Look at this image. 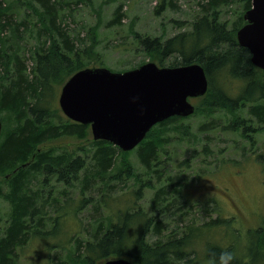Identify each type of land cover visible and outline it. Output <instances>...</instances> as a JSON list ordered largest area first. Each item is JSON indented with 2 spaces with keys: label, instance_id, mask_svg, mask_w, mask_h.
I'll list each match as a JSON object with an SVG mask.
<instances>
[{
  "label": "trees",
  "instance_id": "obj_1",
  "mask_svg": "<svg viewBox=\"0 0 264 264\" xmlns=\"http://www.w3.org/2000/svg\"><path fill=\"white\" fill-rule=\"evenodd\" d=\"M161 1L164 9H179L173 0ZM234 1L195 0L199 9L190 23L184 26L182 21L172 19L183 27L168 37L165 31L157 35L134 32L142 49L158 65L194 61L205 69L208 88L198 99L204 98L203 107L210 110V117L199 124L197 134L218 126L224 128L221 115L212 116L217 109L234 112L247 108L250 117H235L230 125L242 126L249 137L255 122L264 124V70L251 63L248 49L236 39V30L245 23L242 15L251 0H237L241 8L235 13L236 19L228 22L221 18L220 10L226 7L227 12ZM81 2L0 0V115L13 118V124L3 125L0 134V176L7 183L6 191L0 187V198L9 205L4 224L0 225V264H26L19 260L20 254L32 242H41L36 256L54 247V255H50L51 251L47 254V258L51 256L48 264H99L118 256L133 264L190 263L188 248H193L198 239L196 228L185 224L180 230L177 224L181 223L174 221L170 210L181 206L182 198L189 202L196 198L189 189L198 188L206 173L202 169L182 183L169 182L170 170L163 154L171 141L181 139L175 131L176 124L188 133L182 122L191 115L159 121L129 151L102 139L91 140L88 146L77 145L73 151L54 143L82 140L90 133L88 124L65 117L56 105L59 85L82 67L103 66V56L94 53L100 43L96 33L89 35L92 40L87 45L80 32H73L66 23L70 10ZM124 16L122 6L117 5L108 22L120 25ZM168 57L173 60L165 65ZM226 78L241 83L236 95L230 94ZM195 111L196 107L193 116ZM173 128L174 133L169 134ZM133 181L139 182L138 187L126 190ZM71 184L77 192L76 206L71 202ZM141 187L155 189L150 204L154 214H147L139 204ZM89 206L91 213L84 221L79 215ZM69 216L73 221L77 219V227L71 232L75 237L67 256L59 251L63 250L61 243ZM229 222L218 212L201 226L219 227ZM261 224L264 227V219ZM51 237L56 238V244L46 245ZM258 238L256 246L262 253L264 233ZM248 241L251 245L252 240ZM250 245L237 252L230 246L207 245L204 262L207 264L212 252L223 249L233 253L234 264L262 262L261 254L257 256L256 249L252 250L255 244Z\"/></svg>",
  "mask_w": 264,
  "mask_h": 264
},
{
  "label": "rangeland",
  "instance_id": "obj_2",
  "mask_svg": "<svg viewBox=\"0 0 264 264\" xmlns=\"http://www.w3.org/2000/svg\"><path fill=\"white\" fill-rule=\"evenodd\" d=\"M194 1L173 0L179 8L175 10L171 8L164 9L161 0H83L70 10L66 23L73 32H80V36L85 38L84 41L87 45L92 40L89 35L96 33L100 43L94 53L97 52L103 56L101 65L111 70H125L150 60L149 55L137 42L134 32L140 35H157L165 31L166 37L171 36L182 30L183 27L175 24L172 19L182 21L184 26L190 23L192 16L199 9ZM161 4L163 8L158 14L155 9ZM117 5L122 6V12L125 16L120 25L111 26L108 20L112 17V12ZM230 7L227 12L225 11L226 7L220 10L223 11L221 18L227 19L228 22L236 19L235 13L239 12L241 8L240 2L235 0ZM86 31L88 32L87 36H85ZM172 60L173 58L168 57L164 64L167 65ZM217 79L218 77H216L215 82L216 85H219ZM225 85L231 95H236L241 87L240 82L233 79L228 80L227 78L225 79ZM203 99H198V97L190 99L196 107L195 115L190 114L191 116L182 122L189 134L183 131L184 128L179 123L176 124L178 128H175V131L181 139L171 141L167 145L169 150H166L167 153L163 154L164 159L167 161L166 166L170 170L167 173L169 182L178 180L182 183V181L192 179L202 169L206 173L199 180L198 188L192 187L189 189V192L194 194L193 198H196L190 202L182 198L181 200L184 203L182 202L181 206L173 207L170 210L171 213H174V221L181 223L177 224L178 227H181L180 230L185 224H188L195 227L197 231L196 237L198 239L194 241L193 248H188V257L191 258L190 263L180 262L181 264H206L204 262L205 252L208 247L214 244L221 247L230 246L235 252L245 251L249 244L248 239L252 240V244L253 240L256 239L255 244L257 245L258 236L264 233V231H261L264 229V227H261L264 219V124L255 122L252 128L253 131H251L252 136L249 137L244 134L242 126L234 125L231 127L230 125L235 117H250L247 114V108L238 109L234 112L229 109H217L212 111V116L221 115L219 120L223 119V122H221L225 123L223 124L224 128L218 126L209 132L197 134L195 131L199 124L210 117V110L203 107ZM55 103L58 106L57 100ZM0 118L2 126L13 124V118L10 116L6 117L5 115L3 117V114H1ZM253 122L252 119L251 125ZM154 132L162 131L155 130ZM173 133L174 128L169 130V134ZM91 140L93 138L90 132L82 140L67 139L60 142L55 141L54 143L60 147H66L67 151H73L77 145L88 146ZM130 156L133 157V153ZM138 167L141 169L140 166ZM2 178L4 177L0 176V187L3 191H6L7 183L3 182ZM136 183L139 182L133 181L125 189L127 190L133 186L138 187ZM68 187L72 190L71 202L76 206L77 192L75 185L71 184ZM125 189L124 191H126ZM154 191V187L148 189L141 187L142 198L139 200V204L146 210L147 214L155 213L150 206ZM183 193L187 197L185 190H183ZM8 212V203L0 198V225L4 224ZM218 212L230 219V222L219 227L201 226L205 221L217 216ZM90 213L89 206V209L85 210L79 217L85 221V217ZM65 224L67 225V232L61 243L63 244V250L59 252L68 256L73 246L71 243H73L75 237V235L72 236L74 232H71L77 227V219L73 221V217L69 216ZM248 235L250 237L246 238L245 236ZM56 241V238L51 237L45 242L46 245H51L56 244ZM40 243L32 242L25 247L21 251L19 260L26 264H48L49 258L54 255L56 250H52L54 247L51 245L47 252L43 251L36 256L38 249H40ZM207 245L209 246L207 247ZM255 249L258 253L257 256L261 254L263 257L261 258L262 262L258 261L256 263L264 264V251L260 253L262 249L258 246H255ZM48 253L51 256L47 258Z\"/></svg>",
  "mask_w": 264,
  "mask_h": 264
},
{
  "label": "water",
  "instance_id": "obj_3",
  "mask_svg": "<svg viewBox=\"0 0 264 264\" xmlns=\"http://www.w3.org/2000/svg\"><path fill=\"white\" fill-rule=\"evenodd\" d=\"M242 17L237 43L248 49L251 63L264 70V0H251ZM207 88L205 69L194 61L176 66L146 61L122 71L85 66L61 85L57 101L67 118L89 125L93 140L129 151L159 121L192 114L195 105L190 99L204 95ZM99 264L133 263L118 256Z\"/></svg>",
  "mask_w": 264,
  "mask_h": 264
},
{
  "label": "clouds",
  "instance_id": "obj_4",
  "mask_svg": "<svg viewBox=\"0 0 264 264\" xmlns=\"http://www.w3.org/2000/svg\"><path fill=\"white\" fill-rule=\"evenodd\" d=\"M235 257L228 249L212 252L207 259V264H234Z\"/></svg>",
  "mask_w": 264,
  "mask_h": 264
},
{
  "label": "bare ground",
  "instance_id": "obj_5",
  "mask_svg": "<svg viewBox=\"0 0 264 264\" xmlns=\"http://www.w3.org/2000/svg\"><path fill=\"white\" fill-rule=\"evenodd\" d=\"M254 241H255V240H253V243L255 244ZM249 243H251V242H249ZM249 245H250V244H249ZM249 245H248L247 247H249ZM251 245L253 246V244H251ZM251 245H250V246H251ZM252 246H251V247H252ZM255 246H256V244H255ZM254 248H255V247L253 246V249H252V250H254ZM247 249H248V248H247ZM249 249H250V248H249ZM252 250H249V251H252ZM246 251H248V250H246Z\"/></svg>",
  "mask_w": 264,
  "mask_h": 264
},
{
  "label": "flooded vegetation",
  "instance_id": "obj_6",
  "mask_svg": "<svg viewBox=\"0 0 264 264\" xmlns=\"http://www.w3.org/2000/svg\"><path fill=\"white\" fill-rule=\"evenodd\" d=\"M245 21V20H244ZM250 54V53H249Z\"/></svg>",
  "mask_w": 264,
  "mask_h": 264
}]
</instances>
